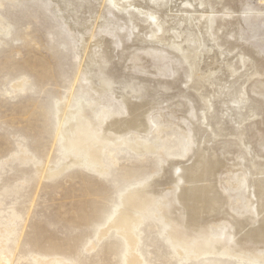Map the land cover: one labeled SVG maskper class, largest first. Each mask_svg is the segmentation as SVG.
<instances>
[{
	"label": "rangeland",
	"instance_id": "obj_1",
	"mask_svg": "<svg viewBox=\"0 0 264 264\" xmlns=\"http://www.w3.org/2000/svg\"><path fill=\"white\" fill-rule=\"evenodd\" d=\"M119 2L0 0V252L127 264L119 213L137 264H264V0H176L165 41ZM233 77L246 108H219ZM86 125L98 140L64 151Z\"/></svg>",
	"mask_w": 264,
	"mask_h": 264
},
{
	"label": "bare ground",
	"instance_id": "obj_2",
	"mask_svg": "<svg viewBox=\"0 0 264 264\" xmlns=\"http://www.w3.org/2000/svg\"><path fill=\"white\" fill-rule=\"evenodd\" d=\"M106 0H104V2H105ZM109 1V3L110 4H113V5H115V3H116V7H118L119 9H122V6H123V4H120V2H119V0H108ZM176 2V0H129V4H131V6H132V9H134V11H136L137 12V14H139V15H144V17L146 18V21H148V20H151V21H154L155 19L157 20V25H158V28H157V30L158 31H160L159 33H161V36L159 37V39H161V41H165L167 38L164 36V34L166 33V32H168V30L169 29H171V28H169V26H170V24H171V19H169V16H168V14H167V12H168V9L170 8L169 6H172L171 4H173V3H175ZM179 2H181L180 4H181V6H190V0H182V1H179L178 0V3H176V5L177 4H179ZM193 6V5H192ZM174 7H175V5H174ZM171 9V8H170ZM169 9V10H170ZM142 10H145V12L146 13H143L142 12ZM171 16V15H170ZM181 16V15H180ZM200 16V15H199ZM172 18H173V16H171ZM175 17V16H174ZM182 17V16H181ZM201 19V18H200ZM179 20H181V18H179ZM183 20H185V19H183ZM182 21V20H181ZM183 22V24H185L184 26H182V29H181V32L182 33H185V34H190L191 33V31H190V29L186 26V24L187 23H185V21H182ZM156 25V26H157ZM179 25V24H178ZM177 25V26H178ZM176 28V27H175ZM198 29H199V31H202L203 32V38H204V36L206 37V40H204V46L206 45V43H207V39L208 38H210L209 37V34H208V31H207V23H206V19L203 17V19L201 20V22L199 23V27H197ZM163 29H165V31L163 30ZM164 31V32H163ZM164 34H163V33ZM181 32H179L178 33V31H177V33H178V35H181ZM163 34V35H162ZM181 37V36H180ZM187 38H189V37H187ZM202 38V37H201ZM200 38V39H201ZM211 39V38H210ZM184 41V40H183ZM180 42V41H179ZM202 42H203V40H202ZM202 44L203 43H201V46H202ZM200 46V47H201ZM203 46V47H204ZM209 47H210V45H208ZM202 47V48H203ZM207 47V46H206ZM193 48V47H192ZM205 48V47H204ZM211 48H212V46H211ZM207 49H208V47H207ZM206 49V50H207ZM217 50V49H216ZM213 51H215V49H213ZM222 51V50H221ZM190 53H193V52H190ZM213 53V52H212ZM212 53H210V56H211V54ZM215 53V52H214ZM214 53L212 54V55H214ZM217 55V54H216ZM224 55H227V54H225L224 53ZM207 57H208V59H209V56H208V54H207ZM228 57V56H227ZM214 58H215V56H214ZM218 58V57H217ZM216 58V59H217ZM224 58V57H223ZM207 59V60H208ZM210 59H211V57H210ZM206 60V61H207ZM230 60V59H229ZM228 60V61H229ZM210 62H211V60H209ZM212 61H213V58H212ZM218 61H220L219 59H218ZM215 62V61H214ZM208 63V62H207ZM212 63V62H211ZM215 63H217V60H216V62ZM220 63V62H219ZM209 65H210V63H208ZM223 64V63H222ZM225 64V63H224ZM207 65V64H206ZM215 65V64H214ZM213 65V66H214ZM220 65V64H219ZM217 67H218V65H216ZM215 66V67H216ZM203 67H205L204 65H203ZM210 67H212V66H210ZM215 67H213V68H215ZM221 67H224V65L223 66H221ZM245 67V66H244ZM212 68V69H213ZM208 69V68H207ZM211 69V70H212ZM216 69V68H215ZM221 69V68H220ZM223 69V68H222ZM225 69V68H224ZM227 69V68H226ZM210 70V69H209ZM245 70H246V68H245ZM244 70V71H245ZM200 71V70H199ZM215 71V70H214ZM224 71H226V70H224ZM241 71H243V70H241ZM240 71V72H241ZM243 71V72H244ZM217 72H221V71H217ZM228 72V71H227ZM239 72V73H240ZM226 73V72H225ZM216 74V73H215ZM228 74V73H227ZM241 74V73H240ZM218 75V74H217ZM217 75L215 76V77H211V82L213 83L214 81L213 80H215V79H217ZM220 76V75H219ZM219 76H218V79H219ZM237 76V75H236ZM235 76V77H236ZM239 76V75H238ZM243 76V75H242ZM221 77V76H220ZM226 77H227V75H226ZM229 77V76H228ZM235 77H233L232 79V81L230 80V83H229V85H224L223 86V88L222 89H220L219 91H220V100H221V102H220V105H219V108H225L226 107V105L228 104V105H234V104H238V105H241L240 107H242V106H244L245 108H246V106L244 105V103H243V100L242 101H237V96H238V93H239V91L241 90V86L242 85H239L238 84V81H237V79L238 78H235ZM240 77V76H239ZM244 77V76H243ZM242 79V78H241ZM220 80V79H219ZM224 80V79H223ZM227 80V79H226ZM239 80H240V78H239ZM244 80H245V78H244ZM243 80V81H244ZM243 81H242V83H243ZM221 82V81H220ZM223 82V81H222ZM227 82H228V80H227ZM226 82V83H227ZM240 83H241V80H240ZM241 83V84H242ZM223 84H225V82L223 83ZM228 84V83H227ZM103 87V86H102ZM107 87V86H106ZM101 88V87H100ZM99 88V89H100ZM260 91V90H259ZM218 94H219V92H218ZM218 101V103H219V100H217ZM251 103V102H250ZM256 107H258V105H255ZM253 107V106H252ZM218 108V107H217ZM228 109V108H227ZM250 109V108H249ZM258 109V108H257ZM76 110V109H75ZM81 109H80V107L78 108V110L76 111L77 113L80 111ZM225 110V109H224ZM223 110V111H224ZM240 111H241V109H240ZM252 111H256L254 108H252ZM75 112V113H76ZM218 112H222V110L221 111H218ZM225 112H226V110H225ZM224 112V113H225ZM223 113V112H222ZM223 113V114H224ZM237 114V113H236ZM243 114V113H242ZM240 115L239 114V116H243V115ZM220 115H222V114H220ZM225 115V114H224ZM223 115V116H224ZM214 116H215V114H214ZM228 116V115H227ZM235 116V115H234ZM228 118V117H227ZM215 119H217V118H215ZM223 119H226V117L225 118H223ZM236 119V118H235ZM67 121H68V119H66V118H64L63 119V122H61V125H60V127H64V125H66V123H67ZM225 122H227V120L225 121ZM204 123V122H203ZM112 124V123H111ZM114 124V123H113ZM112 124V125H113ZM217 124V123H216ZM236 129V128H235ZM222 130V129H221ZM92 131H94L93 129H91V128H89V126L88 125H86V126H83V128H75V129H73L72 131H71V133L70 134H68V133H66V132H64L63 134H62V148L64 149V151H66V152H70V151H75V150H79V145H80V143L82 142V139L83 140H87V139H95V140H98L97 138H95V135H93L92 133L90 134V133H88V132H92ZM242 140H243V138H242ZM101 141V140H100ZM200 141V140H199ZM244 142V141H243ZM76 152V151H75ZM97 164H99V162L97 161L96 162ZM188 187V186H187ZM128 200H130L131 201V198H129ZM129 201V202H130ZM132 203V202H131ZM138 219L137 220H130L127 216H125V215H122V214H119V213H117L116 214V216H115V218L112 220V225L114 226V225H116V226H120L121 225V227L120 228H117L118 229V231L122 234V235H124V237H125V241H126V244L128 245V247H127V257H128V259H127V264H137V256L135 255V254H133L132 253V251H133V248L135 247V243H136V241L133 239V236L132 235H130V234H128L127 232H126V230L127 229H129V230H132L131 229V226H129L128 224H135V225H138ZM118 222H120V223H118ZM118 223V224H117ZM123 223H127L126 225H124L123 226ZM173 225V224H172ZM171 225V226H172ZM115 227V226H114ZM105 233H106V231H105ZM104 234V233H103ZM102 236V235H101ZM100 236V237H101ZM169 237H170V240L172 241V242H174L176 245H178L179 246V253L180 254H183V255H185L186 257V259H195V258H198V257H200V256H202V255H205V253H207V254H210L211 253V250L213 249V247H212V244L214 243V241H212V240H210L209 238H205L204 239V241L201 243V248H199V246H198V244H196V243H192V242H185V241H182V240H179L178 238H177V234L175 233V229L174 228H171V231L169 232ZM185 237V236H184ZM233 239V240H232ZM98 240H99V237H98ZM233 241L234 243H235V241H234V235H231L230 236V238H229V240L228 241ZM35 262H37V264H53L52 262H50L47 258H40V257H35ZM0 264H10V258H8V256L5 254V253H1L0 252Z\"/></svg>",
	"mask_w": 264,
	"mask_h": 264
}]
</instances>
